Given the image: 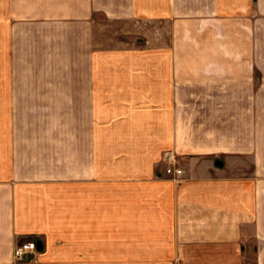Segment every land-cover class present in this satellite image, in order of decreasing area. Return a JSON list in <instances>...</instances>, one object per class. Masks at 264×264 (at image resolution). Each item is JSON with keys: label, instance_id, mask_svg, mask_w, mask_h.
<instances>
[{"label": "crops", "instance_id": "1", "mask_svg": "<svg viewBox=\"0 0 264 264\" xmlns=\"http://www.w3.org/2000/svg\"><path fill=\"white\" fill-rule=\"evenodd\" d=\"M0 264H264V0H0Z\"/></svg>", "mask_w": 264, "mask_h": 264}, {"label": "built area", "instance_id": "2", "mask_svg": "<svg viewBox=\"0 0 264 264\" xmlns=\"http://www.w3.org/2000/svg\"><path fill=\"white\" fill-rule=\"evenodd\" d=\"M165 160L168 162L166 172L174 175L175 178H179L183 174V169L177 165V157L173 152H167ZM38 244L36 240H27L19 242L14 249V256L17 261H22L28 258L30 254H33L37 250Z\"/></svg>", "mask_w": 264, "mask_h": 264}, {"label": "rangeland", "instance_id": "3", "mask_svg": "<svg viewBox=\"0 0 264 264\" xmlns=\"http://www.w3.org/2000/svg\"><path fill=\"white\" fill-rule=\"evenodd\" d=\"M177 163H178V161H177ZM180 167V166H179ZM181 168V167H180ZM169 174V173H168Z\"/></svg>", "mask_w": 264, "mask_h": 264}]
</instances>
